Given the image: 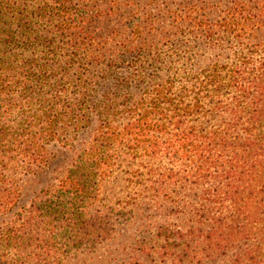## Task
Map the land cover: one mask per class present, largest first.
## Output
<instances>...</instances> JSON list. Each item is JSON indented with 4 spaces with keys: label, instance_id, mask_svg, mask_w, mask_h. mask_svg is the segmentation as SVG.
I'll list each match as a JSON object with an SVG mask.
<instances>
[{
    "label": "trees",
    "instance_id": "16d2710c",
    "mask_svg": "<svg viewBox=\"0 0 264 264\" xmlns=\"http://www.w3.org/2000/svg\"><path fill=\"white\" fill-rule=\"evenodd\" d=\"M171 4L143 47L136 17L117 46L73 0H0V264L103 243L145 193L147 264H264V0Z\"/></svg>",
    "mask_w": 264,
    "mask_h": 264
},
{
    "label": "rangeland",
    "instance_id": "374dc122",
    "mask_svg": "<svg viewBox=\"0 0 264 264\" xmlns=\"http://www.w3.org/2000/svg\"><path fill=\"white\" fill-rule=\"evenodd\" d=\"M73 1L76 10L84 9L88 15H93V19L89 23L92 30L104 35V33H108L105 31L106 29L110 30L112 27H116L122 33L112 43L117 46H120L126 37L128 39L132 38V29L126 24L128 19L138 18L140 21L137 24L142 27L143 34L140 39L132 40V44L147 47V29L149 28L150 19L159 14H164L170 3H172V7L178 8L182 0H152V2L151 0H87V5H85L84 0ZM160 25L163 27L165 23L157 20L156 26L159 27ZM158 41L157 45L162 48L161 41ZM119 49L122 50L120 47ZM143 56L137 58L129 56L125 59V62L129 64L133 61L132 59L139 61L140 58L147 63V56ZM126 64L120 67V74L127 71ZM85 136L86 133H82L79 141L84 139ZM62 161L61 165L58 164L59 160L53 161L46 169L23 180L22 202L24 205L28 206L43 188L50 182L55 181V177L60 175L59 170L61 171L62 165L65 163ZM119 179H115L114 176L110 180L106 187V195L110 197L111 201L121 199V205H124L127 197L131 196L134 199L141 191H138V188L137 190L125 189L123 182ZM136 191L138 192L135 193ZM141 199L143 203L135 207L137 210H134V214L130 210L132 206H127V211L129 210L126 212L127 216L125 215L118 223L116 231L110 239L98 243L92 248L75 251L60 264H147V194L145 193V197L143 195ZM144 247L146 252L143 250Z\"/></svg>",
    "mask_w": 264,
    "mask_h": 264
}]
</instances>
